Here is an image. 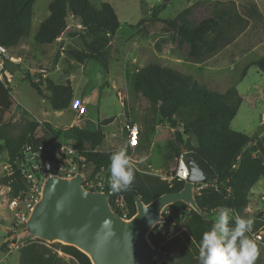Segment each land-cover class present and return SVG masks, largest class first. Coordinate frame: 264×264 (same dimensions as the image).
I'll return each instance as SVG.
<instances>
[{"label": "trees", "instance_id": "16d2710c", "mask_svg": "<svg viewBox=\"0 0 264 264\" xmlns=\"http://www.w3.org/2000/svg\"><path fill=\"white\" fill-rule=\"evenodd\" d=\"M35 2L36 0H0V45L9 52L29 36ZM165 8L166 5H162L160 10ZM49 11V17L41 24L34 38L36 46L57 42L68 27V18L72 17L85 30L82 36L85 49L69 50L66 53L82 65L99 61L110 37L120 28L118 16L108 3L97 7L91 0H53ZM187 14L188 10L180 13L173 21L163 22L173 31L174 38L188 45V56L198 62L226 45L227 32L236 26H244L247 21L233 7L216 11L198 24H190ZM153 16L158 18V11H154ZM250 67H256L264 73V57ZM24 78L29 80L42 97H45L42 87H46L54 111H64L71 106L74 90L70 81L56 84L42 74L32 75L30 69L25 71ZM7 82H10V78L5 72L4 81L0 80V110L4 113L17 107ZM134 89L157 106L156 116L160 117L158 126L153 128L154 138L162 131L169 143L178 144L180 156L177 160L175 156L168 157V177H172V180L141 173L132 166L135 179L130 189L122 192L131 216L136 213V197L149 204L164 194L179 192L184 188L185 181L176 174L180 160L186 162L187 155L193 158L206 175V182L197 186V206L208 215L222 207L242 214L251 203L253 188L264 179V135H247L231 128L243 102L238 90L233 87L223 94L210 91L193 77L158 64L143 68L135 76ZM110 122H102L101 126H96L95 132L87 131L86 126L72 127L64 133L65 142L75 145L87 163H92L98 169L105 167L109 170L110 156L113 153L100 152L98 148L105 140L102 127ZM41 126L46 133L39 141L53 142L49 123L30 122L16 136L9 133L7 125L0 124V154L6 151L9 161L13 163L21 156L28 135H36ZM178 127H181V131L177 130ZM183 150L187 154H183ZM13 179L14 182L9 183L10 178L5 177L3 182L16 192L21 181L18 175ZM183 208L189 209L188 220L184 224L186 231L183 233L186 241L182 242L180 237L169 241L161 231L156 230L149 235L153 246L161 252L170 249L174 243L180 245L178 255L163 264H198L199 242L214 222L204 221L192 208L177 202L165 210V225L168 229L182 222ZM230 225H234V219L230 220ZM258 227L257 222L254 230ZM10 242L9 239L3 242L0 252L7 253ZM58 251L72 257L78 264H92L87 255L73 246L47 244L40 240H32L19 248L20 264H61L63 258Z\"/></svg>", "mask_w": 264, "mask_h": 264}, {"label": "rangeland", "instance_id": "374dc122", "mask_svg": "<svg viewBox=\"0 0 264 264\" xmlns=\"http://www.w3.org/2000/svg\"><path fill=\"white\" fill-rule=\"evenodd\" d=\"M52 1L36 0L29 36L24 39L22 47L10 49L11 56L16 60L7 64L10 73V82L7 84L12 89V97L17 107L8 113L0 110V124L7 125L11 135H19L31 121H48L54 125L57 139L62 141L65 128L74 125L75 113L71 108L62 112L54 111L46 87H42L45 93V97H42L29 80L23 79L26 70L47 67L49 78L56 84L71 81L74 98H84L85 116L90 122L101 126L102 122L111 121L102 127L106 139L100 150L114 153L124 149L122 146L126 138L124 128L127 120H143L144 136L131 157L132 166L141 173L172 180V177H168V157L172 155L177 160L180 156L179 146L169 143L162 131L154 138L153 128L158 126L160 117L156 116L157 106L134 89L135 76L152 64L189 75L210 91L223 94L235 87L243 102L231 128L247 135H264V73L256 67H250L252 63L264 57V0H169L167 3L166 0H91L97 7L102 3L110 4L118 16L120 28L110 37L100 60L87 62L83 66L66 53L69 50L85 49L82 41L85 30L72 17L68 18V32L65 31L63 35L62 43H67L65 50L57 44L40 51V47L35 44L34 38L41 24L50 15L49 6ZM162 5H166V8L160 10ZM232 7L247 20L246 24L229 30L225 36L227 44L201 62L188 56V45L174 38L173 31L163 22L173 21L180 13L188 10V22L198 24L216 11ZM154 11H158V18L153 16ZM59 40L60 38L57 41ZM19 58L27 67L25 65L16 68ZM80 120L81 125H87L84 116L80 117ZM39 129L44 131L42 126ZM54 141L56 142V139ZM86 147L89 149V146ZM7 162L8 154L3 151L0 154V246L6 239L11 242L7 253L0 252V264H20L19 249L10 251L12 244L21 246L38 239L29 235L19 237L11 231L12 217L7 209L9 195L3 182ZM261 191L259 183L252 190L254 197L248 210L245 209L239 214L245 219L253 218V229L257 224L256 214L263 209L257 200ZM183 204L190 208L186 203ZM188 216L189 209L183 208L182 222L179 225L168 229L164 220L152 231L164 230L165 234L162 235L169 241L176 237H180L182 242L186 241L183 233L186 231L184 224ZM216 216L217 213L206 214V221H214ZM230 216L232 219L235 217L232 213ZM257 246L259 258L256 264H264V246ZM179 249L180 245L177 243L172 244L165 252L157 249L155 264L168 263L170 258L178 255ZM58 252L63 258L61 264H78L72 257Z\"/></svg>", "mask_w": 264, "mask_h": 264}, {"label": "water", "instance_id": "95a60500", "mask_svg": "<svg viewBox=\"0 0 264 264\" xmlns=\"http://www.w3.org/2000/svg\"><path fill=\"white\" fill-rule=\"evenodd\" d=\"M43 72L46 70L31 71L32 75ZM86 130L95 132L97 127L89 122ZM177 130L181 131V127ZM183 154H187L186 150ZM186 164L189 174L181 191L164 194L149 204L136 197V213L129 220L112 210L105 193L84 189L81 174L71 179L51 176L20 237L29 235L43 242L73 246L92 264H155L158 250L149 235L164 222L165 208L183 202L206 221V213L195 198V190L206 182V175L190 155Z\"/></svg>", "mask_w": 264, "mask_h": 264}, {"label": "built area", "instance_id": "2783aa9c", "mask_svg": "<svg viewBox=\"0 0 264 264\" xmlns=\"http://www.w3.org/2000/svg\"><path fill=\"white\" fill-rule=\"evenodd\" d=\"M15 62L9 50L0 45V80L4 81V73H8L7 64ZM121 96V94H119ZM71 109L79 117L86 114V107L81 101H72ZM127 136L126 149L128 153L134 154L140 143L141 130L135 123H128L125 126ZM39 137L29 134L27 142L23 145L21 156L13 163H6V177L10 178L9 183H13V177H20L21 185L14 192L11 186L6 185L8 191L7 209L12 217L11 231L13 235H20L27 229V223L35 206L42 197L44 183L51 176L71 179L78 174L83 176L82 186L91 192L105 193L112 210L119 214L125 220L132 218L125 195L113 193L109 187L110 171L105 168H97L92 163H87L83 154L76 149L75 145L66 142L43 143ZM127 153V154H128ZM129 156V155H128ZM130 162L132 163L131 156ZM176 176L186 180L189 169L183 160H180ZM261 193L257 200L263 206V209L256 214L258 229L252 230L247 235L254 239L258 245L264 246V182H259ZM258 183V184H259ZM257 184V185H258ZM253 192L251 201L253 200ZM251 204V203H250ZM249 204V206H250ZM248 206V207H249ZM234 216L239 215L232 211ZM164 235L165 231L160 230ZM22 246V245H21ZM21 246L12 244L10 251L19 249Z\"/></svg>", "mask_w": 264, "mask_h": 264}, {"label": "clouds", "instance_id": "9594fccd", "mask_svg": "<svg viewBox=\"0 0 264 264\" xmlns=\"http://www.w3.org/2000/svg\"><path fill=\"white\" fill-rule=\"evenodd\" d=\"M109 187L113 193L130 189L135 179L134 170L126 150L121 149L110 156ZM229 208H219L209 231L204 232L199 242L198 264H256L259 249L247 233L253 230V218L234 217Z\"/></svg>", "mask_w": 264, "mask_h": 264}, {"label": "crops", "instance_id": "0c3cea01", "mask_svg": "<svg viewBox=\"0 0 264 264\" xmlns=\"http://www.w3.org/2000/svg\"><path fill=\"white\" fill-rule=\"evenodd\" d=\"M80 26V25H79ZM81 27V26H80ZM66 32H68V30H66ZM64 35V34H63ZM62 40H64V38H63V36H62V38H60V40L59 41H57V42H55V43H53V44H50V45H43V46H39L40 47V51L42 50V51H44V50H47V48H48V46H52V45H57V44H59V46H62V50H65L64 49V46L65 45H67V43L65 42V43H62ZM24 45V40L23 41H21V43L19 44V46L18 47H22ZM41 48H45V49H41ZM64 52V51H63ZM61 53L62 55H64V53ZM61 58H63V57H61ZM60 58V59H61ZM16 60V59H15ZM16 64H19V66H25L26 65V63H24V61L21 59V58H19L18 59V62L16 63ZM56 65V64H55ZM82 65V64H81ZM84 65V64H83ZM82 65V66H83ZM26 67H27V65H26ZM29 67V66H28ZM36 69H38V70H46V72H43V73H40V74H43V77L44 78H46V77H48L49 78V71H47V67H43L42 69L41 68H31L30 70L31 71H34V70H36ZM9 72V71H8ZM10 73H8V75H9ZM37 74H39V73H37ZM23 79H25V78H23ZM68 81H70V80H68ZM71 82V81H70ZM73 87V86H72ZM74 90V89H73ZM47 93H49L48 91H47ZM50 94V93H49ZM44 95H45V93H44ZM75 96V95H74ZM241 97V96H240ZM242 98V97H241ZM243 99V98H242ZM81 101L83 104H84V106L86 105L85 104V101H84V98H82L81 100H79V99H75L74 97H73V101ZM124 107H125V105H124ZM69 108H71V106L69 107ZM68 108V109H69ZM68 109H66V110H68ZM65 111V110H64ZM58 112H62V111H58ZM74 113H75V116H74V125H71L69 128H72V127H79V128H82V127H85L84 125H81V120H80V117L77 115V113L74 111ZM86 115V114H85ZM85 115H83L84 116V119L86 120V122H85V124H87V123H89L90 121L88 120V118L85 116ZM82 117V116H81ZM127 117H128V115H127ZM32 122V121H31ZM135 123V124H137L138 126H139V128H140V130H141V135H140V139L141 138H143V136H144V121L143 120H140V121H137V120H132V119H128L127 120V122H126V124H128V123ZM33 123H39V124H44V123H49L50 125H51V127H52V133H51V139H53V140H55L56 139V141L57 142H65V136H64V134H63V140L62 141H60L59 139H57V137H56V134H55V127H54V125L51 123V122H46V121H39V122H33ZM107 126V125H106ZM126 126V125H125ZM105 127V126H104ZM69 128H65V130H64V132L66 131V130H68ZM125 129V128H124ZM40 129L38 128V131H39ZM102 131H103V128H102ZM63 132V133H64ZM105 134V133H104ZM39 138L40 137H44L45 136V132L44 131H39V132H37V134H36ZM105 139H106V134H105ZM126 141H127V136H126V138H125V141H124V145L122 146L123 148H124V150H126V152L128 153V151H127V149H126ZM86 146H88V145H86ZM101 147V146H100ZM100 147L98 148V151H100V152H103L102 150H100ZM88 149V148H87ZM136 152V151H135ZM135 152H134V154H135ZM106 153H111V151H107ZM134 154H132V156L130 155V153H128V155L129 156H131V157H133V155ZM181 160H183V159H181ZM184 161V160H183ZM260 182H264V179H262ZM247 210H248V208H247ZM214 213H217V211L216 212H214ZM232 213V212H231Z\"/></svg>", "mask_w": 264, "mask_h": 264}]
</instances>
